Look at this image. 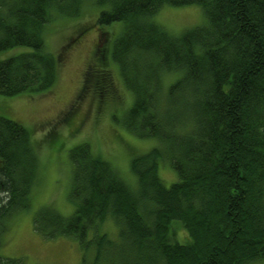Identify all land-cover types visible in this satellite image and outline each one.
I'll list each match as a JSON object with an SVG mask.
<instances>
[{
  "label": "trees",
  "instance_id": "1",
  "mask_svg": "<svg viewBox=\"0 0 264 264\" xmlns=\"http://www.w3.org/2000/svg\"><path fill=\"white\" fill-rule=\"evenodd\" d=\"M84 1L0 0V51L18 48L0 59V95L51 90L58 59L46 48V25L79 15ZM91 2L98 26L121 24L109 48L95 47L102 69L116 64L132 93L120 121L157 146L131 159L133 187L87 143L70 148L73 212L42 206L34 231L74 239L80 264L257 263L264 258V0ZM193 4L203 21L181 34L152 20L163 6ZM164 75H173L165 88ZM106 82L92 77L89 85L107 97ZM163 156L177 176L169 186L158 174ZM37 171L31 134L0 115V245L8 220L31 207ZM105 221L114 237L101 231ZM0 264L27 263L0 255Z\"/></svg>",
  "mask_w": 264,
  "mask_h": 264
},
{
  "label": "rangeland",
  "instance_id": "2",
  "mask_svg": "<svg viewBox=\"0 0 264 264\" xmlns=\"http://www.w3.org/2000/svg\"><path fill=\"white\" fill-rule=\"evenodd\" d=\"M97 9L91 0H85L79 15L56 17L46 25V48L58 59L51 90L0 95V115L19 122L31 134L38 170L31 207L15 213L8 220V228L1 239L2 256L23 257L27 264H80L81 252L74 239L44 238L34 231L32 225L33 212L42 206H51L64 217L73 212L68 199L71 180L68 150L79 143H87L94 154L109 161L133 187L136 183L129 168L131 159L157 146L154 138L138 137L121 123V114L132 103V93L124 86L116 64L111 62L109 69L101 72L110 91L115 93L106 97L104 93H95L89 85L101 66L96 60L98 53L93 55L96 44L102 49L104 46L109 48L121 30L120 23L98 26ZM152 20L178 35L201 24L203 16L199 5H166L156 11ZM17 49L0 51V59ZM102 56L108 57L106 49ZM172 77L163 76L164 88ZM163 157L159 159L158 174L163 184L169 186L177 176ZM177 225L175 231L179 241L184 232ZM101 228L102 232L115 236L111 222H104ZM255 264H264V258Z\"/></svg>",
  "mask_w": 264,
  "mask_h": 264
},
{
  "label": "flooded vegetation",
  "instance_id": "3",
  "mask_svg": "<svg viewBox=\"0 0 264 264\" xmlns=\"http://www.w3.org/2000/svg\"><path fill=\"white\" fill-rule=\"evenodd\" d=\"M97 53H98L97 50H95V51L93 52V55L96 56ZM98 64H99V63H98ZM99 65H100V64H99ZM99 71H100V72H99ZM102 71H103V70H102V68H101V66H100L99 69L96 71L95 77L98 78L99 76H101V74H102L101 72H102ZM97 89H99V86L97 87ZM97 89H96V90H97ZM112 92H113V91H112ZM95 93H96V92H95ZM113 93H115V92H113ZM108 95L110 96V94H108Z\"/></svg>",
  "mask_w": 264,
  "mask_h": 264
}]
</instances>
